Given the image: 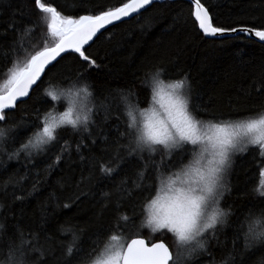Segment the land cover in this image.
I'll use <instances>...</instances> for the list:
<instances>
[{"label": "trees", "instance_id": "16d2710c", "mask_svg": "<svg viewBox=\"0 0 264 264\" xmlns=\"http://www.w3.org/2000/svg\"><path fill=\"white\" fill-rule=\"evenodd\" d=\"M42 2L55 7L61 15L78 18L96 13L101 8L118 7L127 0ZM201 2L209 10L216 27L264 29V0ZM192 12L193 5L185 0L154 2L137 16L106 29L86 46L98 67L89 68L82 64L78 54L68 52L47 69L43 80L27 99L18 103L14 111H8V122H0V127H12L14 135L0 139V225L4 226L0 229V242H7L14 235L19 237L23 232L25 240L37 244L34 238H38L37 246L51 250L43 258L45 264H58L64 251L62 245L66 248L72 241V234L62 229L74 227L78 232L83 230L80 239L86 250L91 249L97 237L100 238L99 248L91 257L95 260L108 243L109 236L114 234L110 229L118 216L126 214L132 219L126 224L121 221V229L115 232L121 235V242L142 236L149 241L164 240L171 247V234L153 233L147 226H142L145 217L140 212V201L148 192L135 189L133 185L146 162H160L163 150L152 155L145 152L144 159H140L139 153L129 156L127 150L117 154L118 144L128 143L119 138V133L124 131V108L117 92L131 89L137 94L134 100L138 98L139 106L149 107V92L140 81L148 65H162L167 73L162 77L166 82L188 77L192 107L196 109L197 118L206 123L238 121L264 105V93L249 89V85L264 71V43L244 33L208 38L199 29ZM44 17L45 14L35 7V0H0V41L5 45L0 49V84L6 81L11 69L22 66L28 53L35 50L34 45L37 48L43 46L42 37L47 32ZM11 23L18 28L22 23L36 25L35 33L24 39L27 52L23 49L16 53L8 52L7 45L16 35L9 28ZM47 42L49 46L53 43L50 37ZM6 52L7 60L3 59ZM78 70H87L86 75L98 97L97 105L109 93L115 97L107 102L111 106L110 111L98 108L92 116L95 124L90 125L87 131H74L70 127L61 130L59 142L46 153L28 156L22 152L9 159L34 131L31 127H15L22 116L25 125L35 124L38 110L51 108L54 115L64 110H55V102H43L50 100L43 96L49 78L55 77L58 83L65 76L74 77ZM59 86L66 88L70 85ZM118 116L121 119H117ZM65 141L67 147L62 152ZM187 147L191 149V146ZM57 155L61 156L59 162L56 161ZM177 158L174 155L172 159L175 161ZM101 165L113 168L114 172L111 175L102 173ZM263 166L264 158L258 147L249 146L248 151L237 155L226 177L227 190L220 201V207L230 213L228 223L218 227L208 252L199 257V264H225V259L232 254H235L236 264L241 259L245 264H258L264 259V248L242 255V234L235 246L233 243L239 222L249 212H258L264 207V198L253 191ZM149 175L154 173L149 170ZM124 181L126 183H122ZM151 183V180L144 181L145 185ZM156 187H159L158 182ZM130 190L133 192L130 197L124 195ZM155 194L156 188L152 191V195ZM16 196L23 199L17 200ZM122 196L123 206L117 210V201ZM65 204L70 207L65 208ZM208 235L211 237L212 233ZM172 251L175 255L174 247ZM7 256V248L0 249V261ZM37 256L39 252L31 253L33 259ZM186 260L187 252L181 250L178 264H186ZM72 264H77L75 258Z\"/></svg>", "mask_w": 264, "mask_h": 264}, {"label": "snow or ice", "instance_id": "6c2138e0", "mask_svg": "<svg viewBox=\"0 0 264 264\" xmlns=\"http://www.w3.org/2000/svg\"><path fill=\"white\" fill-rule=\"evenodd\" d=\"M152 3L153 0H127L119 7H109L106 10L101 8L96 13L73 18L61 15L55 7L42 0H35V7L45 14L47 32L42 37L43 46L37 48L34 45L35 50L28 53L22 66L11 69L10 75L0 86V122L7 124L8 111H14L22 98L30 96L31 91L43 80L47 69L63 53L71 50L78 54L82 64H87L89 68L98 67L96 60L87 52L86 46L89 42L102 29L124 18H131L134 14L138 15ZM192 4V15L205 35L242 31L249 35L254 34L260 41H264V30L216 27L209 10L201 0H192ZM9 28L16 35L7 45L8 52L16 53L18 49L27 52L24 39L35 33L36 25L22 23L18 28L15 23H11ZM49 37L53 41L51 46L47 42ZM4 47V43L0 41V49ZM7 58L6 52L3 59ZM147 67L140 83L149 92V107L141 108L138 98L134 100L137 94L131 89L127 92L119 90L116 94L124 108V131L119 133V138L128 141L127 144H118L116 151L119 155V152L127 150L129 156L139 153L140 159H144L145 152L152 155L163 150L160 162H146L144 168L137 173L138 179L133 181V185L135 189L148 192L140 201V212L145 217L142 226H147L153 233L171 234L172 245L170 247L164 240L152 243L151 247L146 246L144 239L121 242V235L115 232L121 229V221L126 224L132 219L125 214L116 219L110 229L114 234L109 236L108 243L95 260L91 257L99 248L100 238L97 237L92 242L91 249L86 250L80 239V232L83 230L78 232L74 227L63 228L62 231L72 234V241L66 248L62 245L64 251L58 264H72L73 258L77 260V264H178L181 250L187 252L186 264H199V257L208 252L218 227L226 225L229 220L230 213L220 207V201L227 190L225 176L232 167V157L248 151L249 146H252L258 147L261 157L264 158V105L254 110L252 115L238 121L206 123L197 118L196 109L192 107V90L187 76L166 82L162 77L167 73L162 65ZM86 72L87 70H78L74 77L65 76L58 83L55 77L49 78L43 96L50 100L43 102H55V110H64L59 111L58 115H54L51 108L38 110L35 124L25 125V118L22 116L15 127H31L34 131L9 159L18 157L22 152L28 156L33 153H46L59 142L61 130L70 127L74 131H87L90 125L95 124L92 116L98 108L110 111L111 106L107 102L115 97L109 93L97 105L95 87ZM63 84L70 86H59ZM249 89L258 94L264 93V71L260 73L258 80L249 85ZM117 119L121 117L118 116ZM9 135H14L12 127H0V139H6ZM92 143L95 144L96 141L93 140ZM189 145L190 150L187 147ZM66 147L67 141L61 151ZM77 148L79 149V145ZM174 155L178 156L175 161L172 159ZM60 159L61 156L57 155L56 161L59 162ZM119 166L118 164L117 168ZM149 170L154 175L150 176ZM100 171L111 175L114 169L101 165ZM146 180H151L152 183L145 185ZM154 188L156 194L153 196ZM253 191L264 198V168L259 171V181ZM132 194L131 190L124 193L128 197ZM15 199L20 200L23 197L16 196ZM122 201L123 196L117 201V210L123 206ZM64 207L68 208L70 205L65 204ZM3 228L0 225V229ZM209 233H212L211 237ZM241 234L244 240L242 255L246 256L257 248H264V207L258 212H249L239 222L234 246ZM34 239L38 244V238ZM37 244L32 240H25L23 232H20L19 237H9L7 242H0V249L8 250L7 258L0 261V264H45L43 258L51 250ZM173 247L176 249L175 255ZM33 252H39L35 259L31 257ZM234 256L232 254L227 257L225 264H236ZM239 264H245L244 260L241 259ZM258 264H264V259Z\"/></svg>", "mask_w": 264, "mask_h": 264}, {"label": "water", "instance_id": "95a60500", "mask_svg": "<svg viewBox=\"0 0 264 264\" xmlns=\"http://www.w3.org/2000/svg\"><path fill=\"white\" fill-rule=\"evenodd\" d=\"M160 1H164V0H153V3L154 2H160ZM185 1H187V2H190L191 4H192V0H185ZM152 3V4H153ZM193 5V4H192ZM119 7V6H118ZM149 6H146V8H148ZM142 11H144V10H141V12ZM193 11H194V6H193ZM140 12V13H141ZM139 13V14H140ZM134 16H137V14H134L132 17H134ZM131 17V18H132ZM128 19H130V18H124L122 21H124V20H128ZM122 21H118V22H115L114 24H112V25H109V26H107L105 29H102L94 38H93V40L98 36V35H100L102 32H104L106 29H108V28H110L111 26H113V25H115V24H117V23H120V22H122ZM198 23V22H197ZM256 30H264V29H256ZM202 31V30H201ZM203 32V31H202ZM237 33H244V34H246V36L247 37H250V38H252V39H254V40H256V41H258V42H261V43H264V41H260L259 40V38L258 37H256L254 34L253 35H249L248 33H246V32H242V31H237V32H225V33H223V34H216L215 36H212V35H205L204 33V35L206 36V37H208V38H223V37H230V36H235ZM92 40V41H93ZM92 41H90L89 42V44H91L92 43ZM88 46V45H87ZM68 52H72L71 50H69ZM68 52H66V53H68ZM66 53H63L62 55H61V57L64 55V54H66ZM61 57H59V58H61ZM59 58H57V60L59 59ZM55 63V62H54ZM53 63V64H54ZM28 98V97H27ZM27 98H22V100H25V99H27ZM131 239H144L145 240V242H146V246H148V247H151V244L152 243H156V242H159L160 240H155V241H149V240H147L145 237H142V236H136V237H133V238H131ZM131 239H129L127 242H130L131 241Z\"/></svg>", "mask_w": 264, "mask_h": 264}, {"label": "rangeland", "instance_id": "374dc122", "mask_svg": "<svg viewBox=\"0 0 264 264\" xmlns=\"http://www.w3.org/2000/svg\"><path fill=\"white\" fill-rule=\"evenodd\" d=\"M5 82V81H4ZM4 82L3 83H1L0 84V86H2L3 84H4ZM190 146V145H189ZM238 154H240V153H237V154H235L233 157H232V160H233V164H234V161H235V159H236V157H237V155ZM233 164H232V166H233ZM232 168V167H231ZM231 168L229 169V171H228V173L230 172V170H231ZM263 168H264V166H263ZM228 175V174H227ZM227 175L225 176V185H226V177H227ZM211 210V209H210ZM185 251V250H184ZM183 252V251H182ZM182 255V254H181Z\"/></svg>", "mask_w": 264, "mask_h": 264}]
</instances>
